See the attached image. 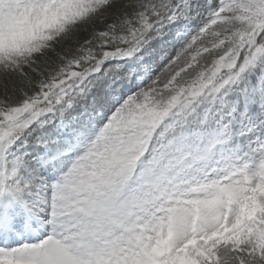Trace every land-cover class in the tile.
Returning a JSON list of instances; mask_svg holds the SVG:
<instances>
[{"label":"snow or ice","instance_id":"snow-or-ice-1","mask_svg":"<svg viewBox=\"0 0 264 264\" xmlns=\"http://www.w3.org/2000/svg\"><path fill=\"white\" fill-rule=\"evenodd\" d=\"M0 264H264V0H0Z\"/></svg>","mask_w":264,"mask_h":264}]
</instances>
